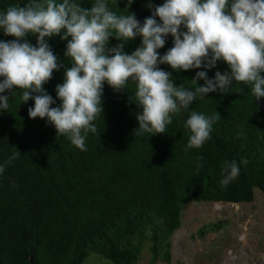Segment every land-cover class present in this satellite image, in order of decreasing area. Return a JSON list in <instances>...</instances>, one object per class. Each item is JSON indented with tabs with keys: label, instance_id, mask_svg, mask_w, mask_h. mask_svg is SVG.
<instances>
[{
	"label": "trees",
	"instance_id": "16d2710c",
	"mask_svg": "<svg viewBox=\"0 0 264 264\" xmlns=\"http://www.w3.org/2000/svg\"><path fill=\"white\" fill-rule=\"evenodd\" d=\"M25 2L0 0V9ZM149 2L163 0H135L130 7L128 0H117L110 7L143 21L151 15ZM81 6L91 8L92 0H81ZM14 38L0 31V39ZM28 39L36 44L35 35ZM48 42L63 67L53 70L44 87L59 104L56 85L71 58L61 36ZM118 43L111 37L109 47ZM140 44L137 37L125 50ZM172 46L169 35L158 51ZM160 67L185 86L201 70ZM217 70H229L227 63L218 62L209 77ZM22 92L17 89L9 110L0 112V163L20 152L0 177V264H172L173 238L189 203H251L258 193L264 196V97L257 100L243 82H233L229 93L197 99L173 117L166 132L153 136L135 134L142 108L131 99L134 84L116 92L105 82L103 113L95 121L97 132L88 134L87 151L58 136L46 119L31 118L34 99L23 102ZM191 110L220 119L203 147L185 150L190 133L184 123ZM232 160L246 163L235 181L221 187L222 168ZM222 225L207 224L199 235Z\"/></svg>",
	"mask_w": 264,
	"mask_h": 264
},
{
	"label": "clouds",
	"instance_id": "9594fccd",
	"mask_svg": "<svg viewBox=\"0 0 264 264\" xmlns=\"http://www.w3.org/2000/svg\"><path fill=\"white\" fill-rule=\"evenodd\" d=\"M115 3L92 0V7L84 8L81 0H26L23 6L0 9V31L15 37L0 39V112L9 110L10 97L22 89V101L31 98L35 102L28 109L31 118L46 119L58 136H66L72 145L87 151L88 134L97 132L95 121L103 113L105 82L116 92L134 84L131 99L142 108L137 113L136 135L166 132L176 114L188 111L194 101L209 93L231 92L233 82L249 85L257 100L264 97V0L149 2L151 15L143 21L133 12L119 14L110 7ZM133 3L128 0L129 7ZM30 35L37 37L35 45ZM57 35L67 41L65 56L71 58L63 82L56 85L59 104L44 87L53 70L63 67L48 42ZM169 35L173 46L161 54L158 50ZM111 37L120 43L109 47ZM137 37L140 46L126 51V42ZM220 61L229 70H217L209 77ZM162 64L177 72L201 70L191 86L177 85L173 73L161 68ZM219 119L217 114L191 110L184 123L190 133L185 150L203 147ZM19 155L14 152L6 163H0V177L6 164ZM242 163L246 161L225 164L221 187L240 176Z\"/></svg>",
	"mask_w": 264,
	"mask_h": 264
},
{
	"label": "rangeland",
	"instance_id": "374dc122",
	"mask_svg": "<svg viewBox=\"0 0 264 264\" xmlns=\"http://www.w3.org/2000/svg\"><path fill=\"white\" fill-rule=\"evenodd\" d=\"M182 220L173 238L172 264H264L260 193L251 203H189ZM218 222L222 228L199 235L203 226Z\"/></svg>",
	"mask_w": 264,
	"mask_h": 264
}]
</instances>
